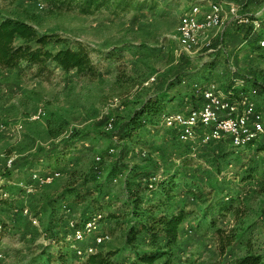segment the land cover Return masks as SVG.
Masks as SVG:
<instances>
[{
	"label": "rangeland",
	"instance_id": "rangeland-1",
	"mask_svg": "<svg viewBox=\"0 0 264 264\" xmlns=\"http://www.w3.org/2000/svg\"><path fill=\"white\" fill-rule=\"evenodd\" d=\"M138 1L141 9L114 15L52 11L43 0H0V17L26 21L72 49L84 47L95 67L87 77L54 65L41 76L25 65L0 68V264L82 263L85 259L69 248L67 221H81L92 212L101 214L100 231L110 238L98 253L121 249L131 221L129 192L123 187L129 169L161 176L171 190L168 200L160 187L146 197L138 177L129 179L132 194L142 198L140 209L159 203V210L183 208L189 215L172 248L171 264H219L247 253L263 254L264 137L243 148L226 142L200 147L178 142L158 116L128 136L124 125L149 96L166 88L170 97L163 112L174 113L195 88L213 83L224 92L234 79L245 83L237 93L257 86L252 99L264 124V49L256 45L264 38V19L258 21L260 30L249 28L250 37L237 20L229 21L185 53L174 40L176 28L182 14L200 0ZM239 16L263 18L264 0H247ZM114 98L119 105H110ZM38 110L46 117L29 121ZM109 116L116 120L111 132L105 130ZM110 149L113 155L107 154ZM57 151L62 157L49 168L47 155ZM96 157L101 165L95 169ZM45 171L61 175L42 187L20 185L32 172ZM118 171L121 177L114 182ZM214 202L230 203L231 209L217 215L211 227L202 213ZM216 229L242 237L221 253ZM130 258L129 252L118 255L119 261Z\"/></svg>",
	"mask_w": 264,
	"mask_h": 264
},
{
	"label": "trees",
	"instance_id": "trees-1",
	"mask_svg": "<svg viewBox=\"0 0 264 264\" xmlns=\"http://www.w3.org/2000/svg\"><path fill=\"white\" fill-rule=\"evenodd\" d=\"M43 1L52 11L77 10L82 14L106 11L116 15L119 13H126L130 10L137 11L142 8L138 0ZM263 19L264 17L255 20L262 23ZM245 28L249 30H247V36L250 37V29H252V27L250 28V26H246ZM258 29L260 30V27ZM256 40L257 38L251 42L249 41V43L253 45ZM257 43L258 40L256 41V45ZM59 45V48H55ZM20 65L34 68V75L36 76H41L47 73L48 65H54L58 69L66 72L73 70L80 77H87L94 75L95 73L93 62L84 47L78 45L76 49H72L69 42L61 40L55 34H39L34 26L26 21L0 17V68L16 69L19 68ZM253 87L257 86L253 84ZM169 97L168 88L162 92L149 96L141 108L137 110L124 125L126 136L131 134L132 131L143 127L146 123L151 124L157 116L159 119L161 114L165 113L163 110ZM115 124L116 120L114 126ZM61 157L62 153L59 151L48 154L47 158L52 160V165L49 166V168L56 165L58 159ZM100 165L101 162H95V169ZM133 171L132 169H129L131 175L129 179L132 180L133 177H138L139 182L143 184L146 190V197H150L152 192L160 187V195L168 200L171 190H169V186H165V178L160 177L155 183L154 190H149L148 179L152 178L154 175L148 176L144 171L136 173ZM114 173L115 169L110 172V175H114ZM117 173L120 175L122 174L120 171ZM116 177H118L117 174L113 177V180ZM129 179L128 181H125L123 187L129 192V198L127 200L129 214L127 215H129L131 221L128 228L125 230L123 247L113 252H97L96 254L85 258L80 264H158L162 260L164 261L162 264H171L172 248L177 244L180 226L189 215L183 208L172 212H167L165 210L162 211L161 209L159 210V207L161 206L159 203H147L145 211L140 209L142 198L137 192L132 194L129 186L131 181H129ZM229 209H231L230 203H210L205 207L202 213V220L203 222L209 221V225L214 227L216 216ZM158 211L160 212L159 214ZM94 214L100 213L92 212L79 222L87 220ZM140 214L144 217L143 220L140 218ZM109 218L112 220L115 219V216L111 215ZM116 220H119V218H116ZM100 221H102V218ZM201 223L202 221L199 222V226ZM215 233L219 239L218 243L221 253H224L225 249L230 247L235 240L242 237V234L239 236H235L234 234L231 235L230 233L224 234L220 229H216ZM121 252H129L131 258L126 262L119 261L118 255ZM219 264H264V252L263 254L247 253L236 258L232 262H222Z\"/></svg>",
	"mask_w": 264,
	"mask_h": 264
},
{
	"label": "built area",
	"instance_id": "built-area-1",
	"mask_svg": "<svg viewBox=\"0 0 264 264\" xmlns=\"http://www.w3.org/2000/svg\"><path fill=\"white\" fill-rule=\"evenodd\" d=\"M246 2L247 0H200L192 4L182 14L176 28L174 40L179 51L189 53L198 46L202 36L232 20H237L243 27L258 29L260 25L257 20L239 16L240 9ZM42 8L40 4L39 9ZM258 45L264 49V38L258 41ZM244 85L242 80L234 79L230 88L223 92L215 84L206 83L195 88L193 97L190 100L185 99L180 111L163 113L159 120L165 128L175 132L177 141L182 144L205 147L226 142L232 148L249 146L264 136V124L252 99L258 92L257 87L251 88L249 92L235 91L237 88H244ZM111 104L117 106L119 100L114 98ZM45 117L46 112L38 110L29 121L37 122ZM114 123L115 118L109 116L105 130L112 131ZM113 153V149L107 152L108 155ZM140 153L145 157L144 151ZM100 159L96 157V162ZM11 163L12 160H9L8 166ZM60 175L59 171L32 172L26 184L20 185L28 190L33 186L42 187L53 183ZM120 177L121 175H118L113 181L116 182ZM160 177L153 176L148 179L149 190H154ZM1 196L6 198L7 194L3 193ZM62 208L70 211L67 205ZM101 218V214H94L83 222L67 221L70 231L67 241L70 240L69 248L77 258L85 259L96 254L98 248L109 242V235L100 231Z\"/></svg>",
	"mask_w": 264,
	"mask_h": 264
},
{
	"label": "crops",
	"instance_id": "crops-1",
	"mask_svg": "<svg viewBox=\"0 0 264 264\" xmlns=\"http://www.w3.org/2000/svg\"><path fill=\"white\" fill-rule=\"evenodd\" d=\"M181 107H182V105H181ZM181 107H180V109H181ZM181 233V226H180V230H179V234Z\"/></svg>",
	"mask_w": 264,
	"mask_h": 264
}]
</instances>
